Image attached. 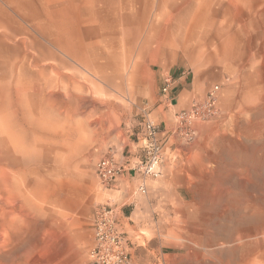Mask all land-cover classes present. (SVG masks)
Instances as JSON below:
<instances>
[{"label": "rangeland", "instance_id": "obj_1", "mask_svg": "<svg viewBox=\"0 0 264 264\" xmlns=\"http://www.w3.org/2000/svg\"><path fill=\"white\" fill-rule=\"evenodd\" d=\"M8 1L0 18L26 31L14 23L4 40L0 28V264H89L96 209L134 204L133 264H264V0H21L37 13L26 19ZM124 35L131 52L102 46ZM33 54L44 55L39 81ZM53 67L63 81L31 96ZM178 76L182 111L219 85L214 112L165 118V161L146 193L103 185L97 162L128 158L146 118L165 126L159 113L177 101L163 88Z\"/></svg>", "mask_w": 264, "mask_h": 264}, {"label": "built area", "instance_id": "obj_2", "mask_svg": "<svg viewBox=\"0 0 264 264\" xmlns=\"http://www.w3.org/2000/svg\"><path fill=\"white\" fill-rule=\"evenodd\" d=\"M172 84L173 79L168 77L163 92L168 93ZM218 89L219 85H215L208 92L203 103L193 102L191 109L180 112L178 117L188 121L205 113H213ZM161 133V125L146 118L141 123L137 136L136 145L140 150L138 159H130L127 163L113 153L103 156L96 164V174L101 183L106 187H112L127 169L140 175L141 181L137 188L140 192L146 193L148 179L161 174L165 161V147ZM118 216L116 209L111 205H101L96 209L93 219V243L88 253L89 264H132L129 238L120 229Z\"/></svg>", "mask_w": 264, "mask_h": 264}, {"label": "crops", "instance_id": "obj_3", "mask_svg": "<svg viewBox=\"0 0 264 264\" xmlns=\"http://www.w3.org/2000/svg\"><path fill=\"white\" fill-rule=\"evenodd\" d=\"M162 24L163 25L162 26L160 25V26L162 27V29H164L163 30V32H164L168 28L167 27L168 20L163 22ZM158 28H159V26L156 29H158ZM162 35L164 36V33L163 34L160 33L159 35L158 34L156 35L159 41L161 40V36ZM124 36H122V37H120V39H118L117 42H119V45L112 46L109 41H104L102 43V46L104 48H106L107 46L111 47L113 50H116L118 52L121 51L122 54L129 53L136 47L137 44L135 43L134 45H131V46L127 47L126 44H125V41H126L127 38H126V36L125 37ZM173 36L177 40L180 35L178 34V35H173ZM149 37L152 38V33H151V35ZM177 42L182 43L181 41L177 40L176 42H174V45H177L178 44ZM149 45L150 44H148V45H144L143 44V47L147 48V47H149ZM182 45H184V44L182 43ZM110 50L105 49V51H110ZM124 64H125V66H127L126 63H124ZM189 93H190L189 89L186 88L185 78L183 76L176 77V80L174 81V83L172 85V88L170 89L169 93L164 95V97H167V95H169L171 97L170 101H174V100L177 101L176 104H174L175 111L169 109V110H166V113H161L160 112L159 114L163 118V121H165V118H168V119L171 120L172 117L176 116L178 114V112L183 110V108L185 107L184 104L186 103L187 98L190 95ZM164 97H161V99H163ZM181 100H183L182 103H181ZM162 105L163 104H160L157 109H159ZM161 127H162L161 137H162V140L164 142V147L166 148V146L168 145L169 139H170V135H169V132L167 130V122L165 121V126L162 125ZM138 133H139V131L136 134V138L138 136ZM132 148H133V150L131 151L130 156L128 158L123 157V158H120V159L126 161L127 163H128V160H130V159L137 160L138 156L140 154V150L137 148L136 143H134V146ZM127 179H128L129 182H133L136 186H138V184L141 181V177H140L139 174L134 173V172L126 169L122 173V176L120 175L117 178V180L115 181V183L113 184L111 189L114 190V191L115 190L116 191H122L123 189L126 188V185H127V181L126 180ZM147 186H148V181H147ZM119 205H120V203H118V206ZM115 209L117 211V214L119 215L118 216V220H119V224L118 225H119L120 229L122 231H124L126 233L127 237L130 239L129 234L124 230V228H126V222L127 221L130 222V220H132V218H133V216L135 214V211L137 210V204H134L133 211H131V212H124L123 210L119 209L118 207H116ZM129 222H128V224H129ZM130 241H131V239H130ZM132 264H133V262H132Z\"/></svg>", "mask_w": 264, "mask_h": 264}, {"label": "bare ground", "instance_id": "obj_4", "mask_svg": "<svg viewBox=\"0 0 264 264\" xmlns=\"http://www.w3.org/2000/svg\"><path fill=\"white\" fill-rule=\"evenodd\" d=\"M13 1V0H12ZM10 4H12L13 5V9H14V11L15 12H19L20 14H21V17L23 18V19H26V18H30V17H32L33 15H37V13H36V11L35 10H33L30 6H29V4L26 2H24V1H21V0H14L13 2H11V0L10 1H8ZM0 11H2V13H3V15H4V13H5V10L2 8V7H0ZM45 14H48L47 13V10L45 9ZM85 13H87V14H89V13H95V10L93 9V10H90V12H89V10L87 9L86 11H85ZM51 14V13H50ZM5 16V15H4ZM99 16V15H98ZM100 19H102V18H100ZM15 20L14 19H12V20H10V18H6V19H2V18H0V28H3L4 30H3V32H2V34H1V38H4V40L6 39H9V40H13V37H14V34H11L10 33V29L12 28V26H14V23H17L18 24V26L17 27H15L17 30H22V31H26V29H24V27H23V25L17 20L16 22H14ZM82 22L83 21H81V26H82V28H83V30L84 31H88L89 29L88 28H86L87 27V24H86V27L85 26H83V24H82ZM62 23H64V22H62ZM55 26L58 28V25H57V23H55ZM56 27H54V25H51V27H46V26H42L41 28H45L46 30H51V31H57V28ZM60 29L62 28V29H64V27H59ZM15 29V30H16ZM17 32V31H16ZM28 34V33H27ZM28 41H29V38L26 36V37H24L22 40H20V41H18V43H22L27 49H28V47H27V43H28ZM15 46V48H19V46H17L16 44L14 45ZM70 53H72V52H70ZM70 53H68V54H70ZM50 55H51V57L53 58V59H57V55L56 54H54V53H49ZM43 57H44V55H40V54H33L32 56H31V60H32V62H33V65L35 66V67H37L39 70H37V72H36V74H35V77H36V79H37V81H39V79H41V75H43V74H45L46 73V68L45 67H42L41 65V60L43 59ZM27 58H29V56L27 57V56H25V58L23 57L22 58V60L24 61L25 59H27ZM61 59V58H60ZM53 73H54V78L52 79V78H50L48 81H46V82H43V83H30L29 85H28V92H29V94L31 95V96H38L40 99H42L43 100V98H44V95H43V89L41 88V86H44V88L45 87H50V86H53V85H57V84H59V82H62L63 81V78H64V76L62 75V73H61V71L58 69V67H53L52 68V70H51ZM71 72V71H70ZM45 90V89H44ZM38 98V99H39ZM50 104V107L52 108V105H51V103H49ZM43 106V105H42ZM38 108H39V102H38V106L36 107V110H38ZM42 108V107H41ZM52 110H53V112L54 113H56V114H58L59 113V107H53L52 108ZM39 112V111H38ZM67 118V120H65L64 121V123L65 124H68V125H71L72 124V122L73 121H71L72 120V116H70L69 118L68 117H66ZM51 137V136H50ZM61 140V139H60ZM3 167V166H2ZM5 170H7V169H5ZM11 170V169H10ZM6 172V171H5ZM4 174V173H3ZM9 175V174H8ZM13 175V174H12ZM11 176V175H10ZM6 188V187H5Z\"/></svg>", "mask_w": 264, "mask_h": 264}]
</instances>
